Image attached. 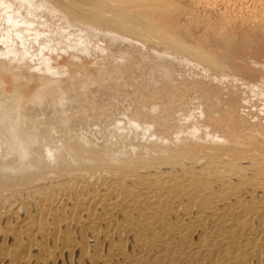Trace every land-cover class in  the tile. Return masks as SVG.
I'll return each mask as SVG.
<instances>
[{
  "label": "rangeland",
  "instance_id": "rangeland-1",
  "mask_svg": "<svg viewBox=\"0 0 264 264\" xmlns=\"http://www.w3.org/2000/svg\"><path fill=\"white\" fill-rule=\"evenodd\" d=\"M106 3L113 12L105 23L89 24L53 0H0L3 162L18 164L25 149L27 167H54L65 144L78 153L84 145L96 153L133 147L157 162L140 176L168 180L172 195L201 186L216 196L229 183L264 178V0ZM120 10L149 30L123 31ZM233 149L257 160L217 156ZM224 166L234 175L221 176ZM213 205L199 221L205 249L148 237L161 251L146 250L138 264H222L237 231Z\"/></svg>",
  "mask_w": 264,
  "mask_h": 264
},
{
  "label": "bare ground",
  "instance_id": "bare-ground-1",
  "mask_svg": "<svg viewBox=\"0 0 264 264\" xmlns=\"http://www.w3.org/2000/svg\"><path fill=\"white\" fill-rule=\"evenodd\" d=\"M53 1L89 24L105 23L113 12L108 0ZM111 1L118 6L132 0ZM119 14L125 32L150 28L139 17ZM188 54L202 58L199 52ZM87 147L78 153L74 145L60 146L54 167L36 160L27 167L25 149L14 166L0 158V173L9 172L0 177V264H138L146 250L161 251V244L148 237L164 235L176 237L184 249L200 251L207 245L199 221L216 202L214 214L237 231L222 264H264L263 177L229 183L216 196L201 186L182 187V193L172 195L168 180L153 185L140 176L157 163L150 161L148 149L96 153ZM249 155L233 149L217 156L232 164L257 160ZM192 159L201 163L204 158ZM217 171L234 175L230 167Z\"/></svg>",
  "mask_w": 264,
  "mask_h": 264
}]
</instances>
